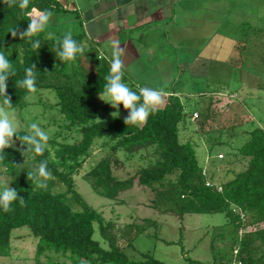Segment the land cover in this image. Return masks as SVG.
<instances>
[{"label": "trees", "instance_id": "obj_1", "mask_svg": "<svg viewBox=\"0 0 264 264\" xmlns=\"http://www.w3.org/2000/svg\"><path fill=\"white\" fill-rule=\"evenodd\" d=\"M33 8L38 12L50 10L59 16L70 13L63 0H30L23 11L18 6L8 7L0 0V50L5 51L15 71L7 82V95L11 97V110L22 111L32 105L24 101L26 90L17 89L16 81L24 78V70L35 64L36 91L31 95L54 92L55 105L47 102L35 105L56 110L62 117L59 120L61 130L48 139L42 154H35L26 162L18 138L14 137L17 146L4 150L0 170L12 178L11 188L25 199V203L21 206L17 199L7 213L0 208V258L11 257L14 232L26 229L37 240V261L45 257L47 264H60L55 257L72 264H167L150 253H142V259H132L121 245L124 240L127 247L134 248L136 239L150 226L156 227L155 222L146 220L144 224L119 227L113 221H106L103 214L90 207L78 192L75 177L90 160L96 142L102 141L109 153L83 177L98 196L118 202L121 194L132 190L137 182L150 190L152 209L161 215L170 214L184 220L186 215L223 212L234 241L230 255L215 257L216 264H231L235 260H241L243 264H264V127L252 128L246 125H249L247 121H240L231 128L219 123L213 128L218 118L213 101L205 105L203 111L192 114V119L198 114L193 122L198 123L197 131L211 150L229 145L226 137L238 141L237 136H229L230 130L239 126L250 128L248 134H244L248 135L245 149L249 154L244 169L219 184L212 176L209 180L213 186H207V177L203 174L205 168L199 164L195 147L180 140V129L187 125V113L180 98L164 96L162 105L138 127L124 123L129 113L123 105L119 109V118H113L116 109L99 98L104 77L109 74V59L101 56L98 45L89 41L85 34L73 35L83 52L66 63L56 58L55 40L46 38L44 32L31 38L33 42L39 39V49H33L28 38L12 37V29H17L18 33L27 29V13ZM62 36V32L57 35ZM123 71L124 82L138 92L127 72ZM2 100L0 97V103ZM97 118L101 122L89 123ZM224 133L228 135L223 137ZM17 134L23 136L27 131ZM60 138L64 140L60 141ZM23 150L27 151L26 148ZM238 150L239 153L243 151L242 148ZM149 152L154 159L138 169L133 177L120 179L115 175V170L123 165L119 154L129 161ZM45 160L51 175L42 178L47 186L41 189L28 180L27 172ZM219 236L224 238L226 234ZM185 264L204 263L187 257Z\"/></svg>", "mask_w": 264, "mask_h": 264}, {"label": "rangeland", "instance_id": "obj_2", "mask_svg": "<svg viewBox=\"0 0 264 264\" xmlns=\"http://www.w3.org/2000/svg\"><path fill=\"white\" fill-rule=\"evenodd\" d=\"M178 14L180 19H176L175 28L169 30L166 42L158 38L162 43L148 40L149 44L140 45L143 69L133 68L126 72L135 87L163 88L167 97L180 98L187 113V125L180 129V140L195 147L199 164L207 170L208 177L214 176L219 184L242 171L249 160L245 149L248 135H244L248 134V127H264V0H197L191 13ZM55 24L56 21L48 24L45 37L47 32L55 34L57 27L59 32H64ZM174 31L179 32L181 42H168ZM246 45L247 48H243ZM200 58H204L205 69L198 73L193 68ZM211 101L218 109L213 128L218 123L231 128L240 121L250 125L230 130L229 136H237L236 142L224 133L223 137L231 145L223 144L212 150L197 131L198 123L192 119L194 112L203 111ZM29 102L32 105L22 111L10 110L14 113L18 132L27 131L31 123L38 122L49 138L54 137L61 130L59 120L62 117L56 110L35 105L39 102L55 105L54 92L35 93ZM239 148L243 149L242 153ZM108 153L102 141H97L90 160L75 177V183L87 204L103 214L106 221H113L122 228L132 223L144 224L146 220L156 223V227L150 226L136 239L135 249L121 240L132 259H142V253H150L167 264H185L187 257L204 264H216L215 257L230 255L234 235L223 212L186 215L184 220L170 214L161 215L152 209L150 190L137 182L132 190L121 194L118 202L98 196L83 177ZM119 157L123 165L115 170V175L120 179L133 177L138 169L154 159L151 152L129 161L123 155ZM0 178L11 187L12 178L3 170H0ZM224 232V238L219 236ZM164 241L176 244L168 245ZM12 247L11 257L0 258V264H47L45 257L37 261V240L26 229L14 232ZM55 258L60 264H72L61 257Z\"/></svg>", "mask_w": 264, "mask_h": 264}, {"label": "clouds", "instance_id": "obj_3", "mask_svg": "<svg viewBox=\"0 0 264 264\" xmlns=\"http://www.w3.org/2000/svg\"><path fill=\"white\" fill-rule=\"evenodd\" d=\"M8 7L18 6L20 10H24L30 4V0H3ZM53 12L45 10L38 12L36 8L27 13L28 27L25 31L18 33L17 29L10 31L15 39L19 35L21 40L29 39L33 49L40 48L39 39L34 42L32 37L38 36L41 32H46L50 18ZM46 38L54 39L56 45V58L62 63L73 61L77 54L83 52V48L73 38L71 30L63 33L62 38L56 37L54 33L47 32ZM10 55L11 52L8 51ZM122 56L124 57L122 59ZM127 63L126 53L123 49L113 48L111 58L109 59V74L104 77L103 89L99 93V98L109 104L116 112L112 113L113 118H119V109L123 105L125 111L129 115L124 119L127 126H141L144 124L149 115L154 113L163 103V97L166 95L163 88L153 89L136 85L137 91H133L129 84L124 82V68ZM36 65L26 68L24 78L16 81L17 89H25L26 93L23 97L25 102L32 99V93L36 91L35 72ZM15 75L12 69V62L8 59L5 51L0 50V97H3L0 103V161L5 158L4 150L14 146V137L18 138L22 148L21 155L26 162L35 154H42L46 149V142L49 139L48 133L43 130L38 122H33L28 126L27 134L18 136V124L15 122L14 113L10 110L13 108L11 97L7 95L9 77ZM142 101V102H141ZM101 122L99 118L90 120L92 122ZM26 148L25 152L23 149ZM47 160L42 161L33 170L27 172L28 180H32L36 187L46 188L45 180L51 173L47 170ZM19 199L21 206L24 205L25 199L21 198L19 193L11 188L10 185L3 183L0 178V208L5 213L11 211V205Z\"/></svg>", "mask_w": 264, "mask_h": 264}, {"label": "crops", "instance_id": "obj_4", "mask_svg": "<svg viewBox=\"0 0 264 264\" xmlns=\"http://www.w3.org/2000/svg\"><path fill=\"white\" fill-rule=\"evenodd\" d=\"M194 1L197 0H63L70 13L53 14L49 23L56 21L59 29L71 30L73 35L84 33L89 41L98 45L103 58L110 59L114 47L123 49L127 57L124 70H142L144 56H141L140 45L149 44L148 40L156 43L158 38L166 42L169 30L175 28L176 19H180L178 12L191 13ZM57 29H54L56 37L61 33ZM175 38L180 39L178 31L172 33L168 42H181ZM204 69V58H200L193 70L200 73Z\"/></svg>", "mask_w": 264, "mask_h": 264}, {"label": "built area", "instance_id": "obj_5", "mask_svg": "<svg viewBox=\"0 0 264 264\" xmlns=\"http://www.w3.org/2000/svg\"><path fill=\"white\" fill-rule=\"evenodd\" d=\"M197 117H198V114H195L194 117H193V119H195ZM203 174H204L205 177H207V186H209V187L213 186V184L209 180V177H208L209 175H208V172H207L206 169L204 170V173ZM242 218H244V216ZM237 254H238V250L235 251V256H237ZM231 264H243V262L241 260H235Z\"/></svg>", "mask_w": 264, "mask_h": 264}]
</instances>
